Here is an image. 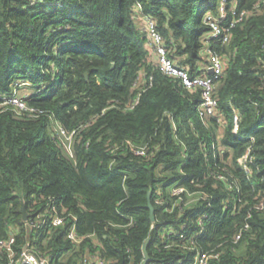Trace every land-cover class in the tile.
<instances>
[{"label":"trees","instance_id":"obj_1","mask_svg":"<svg viewBox=\"0 0 264 264\" xmlns=\"http://www.w3.org/2000/svg\"><path fill=\"white\" fill-rule=\"evenodd\" d=\"M207 1L0 0V102L18 80L36 108L0 110V239L15 236L14 258L28 247L49 264H142L151 238L147 264H190L171 226L219 251L209 264H264V8L227 0L225 25L250 13L224 41L205 20L221 0ZM145 17L191 75L211 74L210 51L224 58L214 115L199 113L201 87L160 68Z\"/></svg>","mask_w":264,"mask_h":264},{"label":"built area","instance_id":"obj_2","mask_svg":"<svg viewBox=\"0 0 264 264\" xmlns=\"http://www.w3.org/2000/svg\"><path fill=\"white\" fill-rule=\"evenodd\" d=\"M227 0H221L219 4L218 13L208 12L205 15L206 22L210 25V37H219L223 36V40L227 41L231 35L232 28L235 24L242 20L245 16L250 13V10L244 9L239 14L237 13V9L233 10L234 16L226 25L224 24L227 19ZM256 9L264 8V0H257V3L254 6ZM145 29L149 36L150 45L153 48L154 52L157 55V61L160 65V68L171 75H176L180 77L184 83V85L190 89L201 87L202 88V97L203 101L199 107L200 115L206 116L210 114H215L216 109L218 107V99L214 96L213 91L215 87V80L223 75V71L225 68L224 58L216 51H210L208 58V63L204 68L207 69V72L210 71L211 74H199V75H191L189 70L178 66L175 62L169 57L167 52V47L164 42L163 34L158 30L156 21L151 17H145ZM213 70V71H211ZM26 83L23 81L15 82V90L9 96H2V102H0V110L4 107L12 106L19 114L25 113L27 110L35 111L36 108L29 107L26 98L28 97V92L23 95H18V90L20 87L24 86ZM138 101V97L135 100ZM134 103L132 104V106ZM238 125V123H237ZM234 129V132L238 133V126ZM57 130L63 135L65 138L70 137L69 144L72 138V134L67 133L64 127L61 125ZM139 153H143V149L138 150ZM249 161V153H246L243 157L240 158V162L243 164L244 168L247 171H250L248 166ZM188 193V188L185 186H177L172 187V194L177 197L178 200H183V193ZM204 198H208L206 195ZM188 204V203H186ZM211 205V202L208 203V206ZM174 206L169 208V210H173ZM209 214L205 213L199 218L200 222V233L204 230V219H208ZM64 222V217L57 215L53 218L54 225H60ZM203 224V225H201ZM167 239L177 238L179 243H185V247H190L195 249V256L193 261L190 264H209L211 258H218L220 256L219 251H215V248L212 249H204L196 246V240L193 237H187L186 233L183 230H177L173 227H169ZM239 236V235H238ZM68 237L72 240L81 239L78 235L75 226H73L69 233ZM15 242V236L10 235L7 239H0V249L6 248L9 252L10 263L9 264H49L50 258L47 255H38L34 251L30 250L28 247H25L21 252L18 258H14V251L12 249V244ZM97 264H103V260L97 257Z\"/></svg>","mask_w":264,"mask_h":264},{"label":"water","instance_id":"obj_3","mask_svg":"<svg viewBox=\"0 0 264 264\" xmlns=\"http://www.w3.org/2000/svg\"><path fill=\"white\" fill-rule=\"evenodd\" d=\"M213 71V70H211ZM152 194H153V189H150L149 193H148V207L150 208V216L152 220H155V206L153 205L152 202ZM24 213H25V209H24ZM25 218H27V215L25 214ZM151 242V238L147 239L143 249H144V254H145V258L142 262V264H147L150 260V255L148 252V245Z\"/></svg>","mask_w":264,"mask_h":264},{"label":"rangeland","instance_id":"obj_4","mask_svg":"<svg viewBox=\"0 0 264 264\" xmlns=\"http://www.w3.org/2000/svg\"><path fill=\"white\" fill-rule=\"evenodd\" d=\"M211 1H212V0H208V1L206 2L205 7H204V10H205V11L207 10V7H208V5L211 3ZM208 12H210V10L207 11V12L205 13V15H206ZM209 57H210V55L208 56V58H209ZM27 92H29V88H27V87H25V86H22V87H20L19 90H18V95L20 96V95H23V94H25V93H27ZM69 139H70V137H66V138H65V141H66L67 144H69Z\"/></svg>","mask_w":264,"mask_h":264}]
</instances>
